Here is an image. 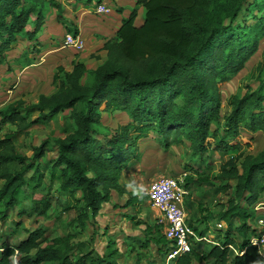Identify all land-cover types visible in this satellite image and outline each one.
<instances>
[{
  "label": "trees",
  "instance_id": "16d2710c",
  "mask_svg": "<svg viewBox=\"0 0 264 264\" xmlns=\"http://www.w3.org/2000/svg\"><path fill=\"white\" fill-rule=\"evenodd\" d=\"M47 6L57 16L62 12L57 0H0V65L18 45L26 46L25 66L47 48L39 42ZM139 8L142 17L136 24ZM251 8L264 11V0H135L114 37L103 43L105 59L96 68L79 62L72 63L70 71L57 67L51 77L52 93L39 95L33 103L16 100L2 107L0 129L7 125L11 130L0 137L1 223L27 196L28 214L52 219L54 191L66 198L65 212L76 211L74 223L85 232L112 193L128 194L130 202L133 194L120 176L137 157L138 140L151 132L159 135L165 149L187 144L194 157L209 150L226 155L214 177L223 184L216 193L226 195L216 215L225 230L223 239L204 241V231L192 227L199 240L170 264H264L249 243L258 234L255 208L264 200V145L253 154L252 141L243 135L264 136V61L256 68L255 90L230 97L229 111L223 115L220 98V89L243 70L264 34L263 18L251 26L235 22ZM59 21L65 34L77 35L71 24ZM113 110L129 122L102 135L96 128L100 114ZM66 111L75 125L71 134L54 139L50 149L42 143L30 161L19 154L18 137ZM50 151L54 156L39 165ZM44 179L47 184L34 199ZM24 214L17 211L19 218ZM153 230L162 233L156 244L165 259L170 242L162 223L145 225L146 235ZM22 231L25 237L15 245H2L0 264H118L111 241L106 254L93 257L91 251L75 248L84 246L76 243L75 233L52 237L43 228Z\"/></svg>",
  "mask_w": 264,
  "mask_h": 264
},
{
  "label": "rangeland",
  "instance_id": "374dc122",
  "mask_svg": "<svg viewBox=\"0 0 264 264\" xmlns=\"http://www.w3.org/2000/svg\"><path fill=\"white\" fill-rule=\"evenodd\" d=\"M57 1L61 4L62 12L57 16L56 10L47 6L48 16L39 38L44 41L52 38V43L58 42L61 45L66 31L59 19H64L66 23L73 25L78 9L80 14L96 20L93 9L97 0H85L81 4L78 0ZM258 18L264 19V11L260 12L251 8L248 14L244 15L241 12L235 22L251 26ZM219 19L224 20L225 17H219ZM137 22H140V18ZM56 34L58 36H55ZM60 47L51 44V47L44 49L35 57L32 64L25 67L26 69L22 68V62H17L18 59H22L19 58L23 51L22 47L8 54V61L0 65V109L16 100L33 103L37 101L39 95H48L53 92L51 77L56 68L69 70L70 60L74 54H77ZM263 61L264 34L258 40L256 53L245 64L243 70L220 89L223 104L222 115L229 111L227 102L230 97L235 95L241 97L247 91L255 90L257 87L256 68ZM68 113L66 111L53 121L35 125L26 135L18 137L15 144L19 154L30 161L34 155V149L42 143L48 144L47 147L50 149L54 139L71 134L75 130V125ZM128 122V118L118 110L102 111L100 124L96 128L102 135L112 134ZM10 130V126H3L0 129V137L8 134ZM243 135L247 141H252L251 153L255 154L261 150L264 145L262 134L257 133L252 137L247 134ZM137 145V157L120 176V182L126 186V191L129 190V193L133 194L130 202H128L130 195L119 197L112 193L110 202L102 206L98 216L88 224L86 231L80 233L74 223L76 211L68 213L63 210L66 198L59 197L54 191L51 192L56 201L51 210L53 218L42 219L28 214L31 198L27 196L18 207L11 213L9 212L4 223L0 221V232L4 231V236L0 237V246L6 242V239L10 244L15 245L24 236L22 229L43 228L52 237L68 232L75 233L76 243L84 244V246L76 245L75 248L82 252L91 251L93 257L96 254H106V245L111 241L118 253L116 258L118 264H164V252H159L161 245L156 244L162 233L153 230L148 236L144 228L145 225L152 227L161 218L160 213L148 203L147 188L151 182L165 176L182 181V186L187 192L182 205L186 224L190 228H196L198 232L204 231L207 241L222 240L225 230L216 221V215L222 209L226 195L223 192L216 193L223 184L214 177L217 175L220 162L224 161L226 155L209 150L203 156L194 157L187 144L165 149L160 142L159 135L151 132L138 140ZM53 156L51 151L47 152L39 165L42 166ZM31 173L30 171L27 176ZM46 184L47 180L44 179L43 188L41 187L36 192L34 199L40 197ZM128 204L129 207H127ZM19 209L25 213L22 218L17 215ZM18 218L21 225L20 230L16 231L14 222ZM9 234L11 238H7ZM207 245L206 249H209L211 243Z\"/></svg>",
  "mask_w": 264,
  "mask_h": 264
},
{
  "label": "built area",
  "instance_id": "2783aa9c",
  "mask_svg": "<svg viewBox=\"0 0 264 264\" xmlns=\"http://www.w3.org/2000/svg\"><path fill=\"white\" fill-rule=\"evenodd\" d=\"M93 11L95 15H102L109 9L104 4H97ZM62 42L63 47L77 50L83 48V42L78 35L66 33ZM186 194L182 181L169 176L154 180L146 191L148 203L161 215L159 223L163 225L165 239L170 242L164 264H170L177 256L188 253L191 242L199 240L185 222L182 205ZM255 211L258 234L252 236L249 243L258 249L264 259V206L257 205ZM203 239L207 241V239Z\"/></svg>",
  "mask_w": 264,
  "mask_h": 264
},
{
  "label": "crops",
  "instance_id": "0c3cea01",
  "mask_svg": "<svg viewBox=\"0 0 264 264\" xmlns=\"http://www.w3.org/2000/svg\"><path fill=\"white\" fill-rule=\"evenodd\" d=\"M97 1L99 4H104L109 9V11L105 14L96 15L97 22L93 18L86 17L82 13L80 14L78 12V9L76 10V14H75L76 18L73 22L72 27L77 31V35L82 40L83 48L81 50H77L74 48L63 47L62 46L63 42L61 43V45L60 44L58 45V47L61 46L60 47L61 49H68V50H72L74 53H77V54H74L72 56V59L70 60L71 66H72V63L79 62V63H83L88 69L96 68V66L105 59V52L100 50L103 43L105 42V40L114 37L118 27L120 26L122 19H125L128 16L130 11L134 8V4H135V0H97ZM141 17H142V10L141 8H139L136 24L141 22ZM139 18H140V22H137ZM43 28L40 34H42L43 32L44 30ZM58 34H56L55 36H58ZM41 40L42 39L39 38V42L44 43L47 48L51 47V44H54L52 43V38L47 39L45 41L44 39L42 41ZM62 41H63V38H62ZM55 43H58V42H55ZM19 47L23 48V51L22 53H20V56H19V58H22V54L26 48L24 44L18 45L16 48L11 50L10 52L16 51ZM10 52L7 53L6 61H8V54ZM94 56H98L99 59L98 60L95 59ZM17 62L18 63L22 62L21 64L23 66L22 67L23 69L27 67L25 66L26 63L23 64V58L18 59ZM70 69L65 70V71H70ZM4 135H2L1 137H3ZM41 160L39 161V164L41 163ZM128 192L130 191L128 190ZM258 205L264 206V200L260 202ZM1 236H4V231L2 233L0 232V237ZM24 237L25 235L21 237L19 241L22 240ZM7 238H11V236H8ZM2 245L7 246V245H12V244H10L8 242V239H6V242H4V244ZM2 245L0 246V251H1Z\"/></svg>",
  "mask_w": 264,
  "mask_h": 264
}]
</instances>
